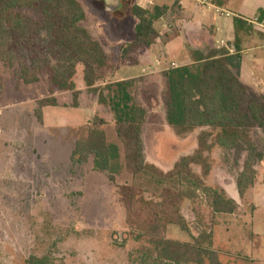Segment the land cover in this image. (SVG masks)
Instances as JSON below:
<instances>
[{
    "label": "rangeland",
    "instance_id": "rangeland-1",
    "mask_svg": "<svg viewBox=\"0 0 264 264\" xmlns=\"http://www.w3.org/2000/svg\"><path fill=\"white\" fill-rule=\"evenodd\" d=\"M78 1L87 15L83 26L107 52L133 40L137 20L131 12L132 0H121L117 12L106 11L100 0ZM134 57L138 65L121 61L112 78V70L104 72V80L140 81L133 94L147 112L142 135L145 159L168 172L180 158L194 152L200 133L180 138L166 122L161 74L172 63L182 62L162 53L160 46L151 54L142 49ZM0 80V264H28L33 257L46 258L49 264H139L142 256L156 257L146 240L137 241L131 235L125 208L107 174L94 171L92 160L81 165L70 160L72 128L95 117L104 119L111 131L114 124L109 108L87 88L82 66L74 79L79 92L76 106L71 92L56 90L51 95L46 76L38 83L25 84L16 79L14 69L0 63ZM262 96L264 93L248 92L242 111L246 112L251 99L264 109ZM47 97H55L57 106L45 107L44 120L39 122L35 115L38 101ZM249 127L252 142L264 156V131L254 123ZM246 159L244 146L232 151L215 148L211 172L205 179L208 187L221 186L239 204L234 214L212 215L207 194L201 189L189 194L182 206L194 235L212 232L213 248L222 264H264V158L253 165L255 186L240 198L233 174L243 169ZM129 180L123 174L117 183ZM166 237L191 240L175 225L168 227Z\"/></svg>",
    "mask_w": 264,
    "mask_h": 264
},
{
    "label": "trees",
    "instance_id": "trees-1",
    "mask_svg": "<svg viewBox=\"0 0 264 264\" xmlns=\"http://www.w3.org/2000/svg\"><path fill=\"white\" fill-rule=\"evenodd\" d=\"M171 10L168 5L148 9L133 5L131 12L137 20L134 38L109 53L83 26L87 15L78 0H0V63L14 69L16 79L25 84L38 83L46 76L49 93L71 92L75 106L79 92L74 79L82 66L87 88L109 108L114 124L111 131L104 119L95 117L72 128L70 160L74 165L92 160L94 171L106 173L117 189L131 235L137 241L146 240L156 252V257L142 256L139 264H222L213 248L212 232L194 235L182 215V206L189 194L201 189L207 194L212 215H232L238 210L239 204L221 186L206 185L215 148L232 151L244 146L247 159L243 169L235 175L231 168L227 171L234 176L240 198L255 186L253 165L264 156L248 130L254 123L264 131V109L251 99L246 112L242 111L247 93L255 92L239 79L241 55L217 48L194 50L189 63L161 74L169 128L180 138L200 131L194 152L180 158L168 172L145 159L142 135L147 112L133 94L140 81L104 80V72L112 70V78L121 61L138 64L134 54L156 44L159 34L154 25ZM239 24L241 21L235 20L236 29ZM56 106L55 97L38 101V121L43 122L45 107ZM123 174L130 180L119 185L118 177ZM171 225L188 233L191 240L168 239L166 232ZM28 264L49 263L46 258L33 257Z\"/></svg>",
    "mask_w": 264,
    "mask_h": 264
},
{
    "label": "crops",
    "instance_id": "crops-1",
    "mask_svg": "<svg viewBox=\"0 0 264 264\" xmlns=\"http://www.w3.org/2000/svg\"><path fill=\"white\" fill-rule=\"evenodd\" d=\"M203 1L132 0V6L138 5L145 9L154 5H168L172 8L169 14L155 23L159 38L156 44L145 48V53L151 54L160 46L162 53L186 64L190 62L191 51L207 52L210 48L227 50L220 46L224 42L227 47L234 49L233 54L241 55L239 79L242 84L252 92L264 93V30L251 23L255 19L264 21V0ZM218 11L229 13L230 16ZM235 20L241 21L238 29L235 28ZM156 63L154 68L158 66ZM142 71L145 72V69ZM124 79L128 78L115 80Z\"/></svg>",
    "mask_w": 264,
    "mask_h": 264
},
{
    "label": "built area",
    "instance_id": "built-area-1",
    "mask_svg": "<svg viewBox=\"0 0 264 264\" xmlns=\"http://www.w3.org/2000/svg\"><path fill=\"white\" fill-rule=\"evenodd\" d=\"M206 2H207V0H204L202 3H206ZM218 12H220V14H222V15L225 14L226 16H230L229 13H224L222 11H218ZM251 23L253 25L257 26L258 28H261V29L264 30V21H260L258 19H255ZM220 46L226 48L230 54H233L234 53V49L233 48H230V47H227V45L224 42H221L220 43ZM171 66L173 68V67H178L179 65H177L176 63H172Z\"/></svg>",
    "mask_w": 264,
    "mask_h": 264
},
{
    "label": "water",
    "instance_id": "water-1",
    "mask_svg": "<svg viewBox=\"0 0 264 264\" xmlns=\"http://www.w3.org/2000/svg\"><path fill=\"white\" fill-rule=\"evenodd\" d=\"M104 1L106 11L108 12H116L118 9H120V0H100Z\"/></svg>",
    "mask_w": 264,
    "mask_h": 264
},
{
    "label": "flooded vegetation",
    "instance_id": "flooded-vegetation-1",
    "mask_svg": "<svg viewBox=\"0 0 264 264\" xmlns=\"http://www.w3.org/2000/svg\"><path fill=\"white\" fill-rule=\"evenodd\" d=\"M106 10V9H105Z\"/></svg>",
    "mask_w": 264,
    "mask_h": 264
}]
</instances>
